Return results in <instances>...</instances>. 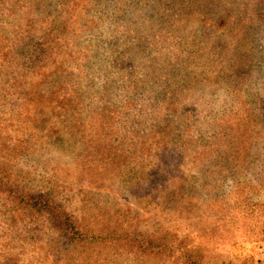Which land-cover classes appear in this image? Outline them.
<instances>
[{
  "label": "rangeland",
  "instance_id": "374dc122",
  "mask_svg": "<svg viewBox=\"0 0 264 264\" xmlns=\"http://www.w3.org/2000/svg\"><path fill=\"white\" fill-rule=\"evenodd\" d=\"M84 2L32 0L31 5L24 7V0H0V165L3 164V172L5 166L7 177H12L18 186L45 192V198L55 203L60 204L64 195L65 202L74 206L72 211L78 204L83 206L87 199L114 203L110 207L116 208L121 218L111 222L117 229L108 233L120 229L127 236V242H131L87 250L84 258L90 257L93 264L135 263L138 254L134 252L133 242L141 238L145 242H159L169 250L173 246L184 248L185 253L196 257L198 264H264V62L261 61L264 26L241 33L235 39L230 27L221 23L224 14L237 10H262L261 14L258 12L260 19H244L241 26L264 22V0L253 6L250 0H89L86 8ZM168 10L177 11H172L167 19L164 38L179 39L182 43L178 47L182 50L176 51L173 59L169 58L171 54L167 59L152 57L156 61L153 67L173 76L172 81L176 82L184 72L179 64L187 60L185 71L191 86L187 91L183 88L168 91L162 98L170 96V104L187 117L195 115L203 120L209 115L216 128L221 127L222 119L230 122L236 117L238 124L230 126L234 134L239 117L248 110L243 124L247 123L254 133L253 141L246 139L238 145L248 160L232 169H206L207 157L195 159L193 152L186 154L184 177L192 190L191 197L170 207L160 205L177 214L174 225L158 214V206L154 208L157 211H152L147 201L142 202L141 190L146 194L149 190L134 181L140 171L138 149L134 148L138 146L128 151L125 147L137 131L130 126L137 123L129 119L134 115L127 109L126 97L131 101L138 98L125 85L129 78L141 76L144 96L150 100L147 110L158 99L151 95L161 93L157 86L159 77L156 72L143 69L140 60L153 43L151 11ZM84 18L86 23L77 29V22ZM23 25L30 29L25 32L28 40L23 47L18 44L16 50V32ZM32 30L36 37L31 41ZM31 43H35L34 48ZM20 55L31 66L26 67L28 76L38 70L29 83L42 88L46 78V86L52 89L45 105H38L41 94L35 93L32 97L22 89L15 92L7 89L10 60L20 61ZM238 58L244 59V69L240 72ZM203 65L215 66V69L200 70ZM57 76L61 77L59 83ZM243 76L244 80H240ZM63 90L67 95L54 98L56 92ZM144 96L138 100L148 103ZM16 98L22 100L15 101ZM113 119L120 127L118 134L111 128ZM127 122L131 130H125V135ZM242 134H236L237 142ZM100 136L98 143L102 144L97 147ZM137 138L136 135L134 140ZM215 150L210 147L208 152ZM125 161L127 168L122 167ZM89 213L94 214L92 227L97 229L95 215L99 211L92 208ZM216 216L219 220L215 222ZM27 217L28 214H23L24 219ZM4 218L8 217L0 222ZM234 220L236 227L231 229L229 225ZM6 222L9 220L4 221L2 239ZM216 228H222V232ZM231 232L233 237L229 235ZM152 257L155 256L150 254L146 260H154ZM25 258L26 264L32 263L31 254ZM156 260L162 259L157 256ZM170 261L182 264L179 254H172Z\"/></svg>",
  "mask_w": 264,
  "mask_h": 264
},
{
  "label": "trees",
  "instance_id": "16d2710c",
  "mask_svg": "<svg viewBox=\"0 0 264 264\" xmlns=\"http://www.w3.org/2000/svg\"><path fill=\"white\" fill-rule=\"evenodd\" d=\"M88 1L89 0H85L83 3L85 8ZM256 2L260 3V0H250V5L253 6ZM31 4L32 0H24V7H28ZM46 8H50V5H47ZM90 9H93V6H91ZM172 11L176 13L177 10L151 11L152 18L150 20H152L153 43L150 45V50L147 54L140 60L143 69L156 72L157 77H159L157 86L161 93L151 95L158 99L151 102V107L147 110L150 100L144 96V84L140 81V79H142L141 76L140 79L134 78V76L129 78L125 85V89L131 90L135 97L139 98L144 96L148 100V103H144L139 101L138 98L131 101L128 95L126 97L127 109L131 110L134 115L129 119H134L137 123L136 125H130L131 127H136L137 131L132 135L130 142L125 146L127 151L133 149V146H138L134 148L138 149V165L140 171L138 179L134 181L142 185V188L149 190L146 194L140 189L142 191L140 197L142 202L147 201L152 207V211H157L154 210V208L156 209V206H158V214L168 218L167 222L170 225H174V223L178 221V216L173 213L171 208L165 205L170 207V205H175L192 195V190L188 187V182L184 177L186 154L188 152H193L195 159L198 157H207L209 162L206 169H232L237 165H244L248 160L246 159L247 155H242L240 153L238 145H241V142L246 139L250 141L254 140L252 139L254 136L252 128H250L247 123L243 124V120L248 115V110H246L241 117H239L241 112L238 111L240 123L234 134L231 133L230 126L236 127L238 124L236 117L231 119L232 121L230 122H227L228 119H222L221 127L216 128L213 126L215 123H212V117L209 119V115L208 117H204L203 120L201 118H195V115L187 117L181 109L175 108L170 104V96L164 99L162 98L168 91H177L178 88H183L187 91L191 86V81L188 80L185 71L187 60L179 64V67H182L184 72L180 74L176 82L172 81L173 76H169L166 72H159L157 67H153L156 61L151 60L152 57L167 59L170 54L171 57L169 58L173 59L172 56L176 51L182 50L178 47V45L182 43L179 39L170 38L167 40L164 38V29L169 23L167 19L173 14ZM244 12L247 13L241 15ZM258 12L261 14L262 10H237L230 15L224 14L221 23L224 26H229L232 36L238 39L241 33H249L264 26L263 21L256 26L249 24L247 25L248 27L245 25H242V27L240 24L244 19H260ZM85 21L86 18L78 21L77 29L82 28L86 23ZM18 29L20 30L16 32V50L18 49V44H21V47H23L27 42L28 39L25 32L30 30L29 28H25V25L18 27ZM43 35H46V33H43ZM35 37L36 34L32 30L29 33V38L32 41ZM19 40L20 42H18ZM34 47L35 43H31V48ZM59 48H61V46ZM263 57L264 51H262L261 56L262 62H264ZM237 60H239V72L243 71L244 59L241 60L238 58ZM26 67L31 66L22 59L21 55L20 61L17 59L10 60V74H6L10 87L7 89H13L14 92L15 90L22 89L25 91L26 95L30 94L32 97L36 95L35 93L41 94L38 96V105H45L46 99L52 96V89L46 86V78H44V85L42 88H38L37 84L29 83L28 80L31 79L32 76L38 74V70H36L33 75L28 76V69ZM199 68L200 70H214L215 66L203 65ZM193 73L194 71L191 72V74ZM143 76H146V74ZM244 77L245 76L239 77V79L244 80ZM60 79L61 77H56L58 83ZM46 88L48 89L47 93L43 94ZM4 93L5 91L2 90V96ZM6 95L8 96L7 93ZM15 95L18 96L17 94ZM61 95L65 96L67 92H65V90L56 92L54 98H58ZM21 97L24 99L25 94H21ZM20 100L22 99H15V101ZM24 101L28 102L26 100ZM199 119L202 121L197 123ZM112 123V130L117 134L120 133L121 130L117 122H114L113 119ZM156 123L163 125V127L156 125ZM125 124H127V126L123 131L124 134L126 131L131 130L129 126L130 122ZM203 124L204 126H202ZM211 125L214 129L208 131ZM238 133L243 134L238 138L237 142L236 134ZM174 134H178L180 137L175 138L173 136ZM255 134L257 139V132H255ZM136 135L138 138L134 140ZM100 139L101 136L97 141V147H101L102 143H98ZM29 143H33L31 137ZM192 144H195V150H192ZM210 147L216 148L215 152L209 153L208 149ZM104 152L105 151L101 152V154ZM191 154L192 153H190V155ZM252 157L259 158L255 155ZM98 160L100 162L102 161L101 159ZM128 166L127 161L122 163V167L127 168ZM6 172L5 166L3 172V164H1L0 219L6 216L8 218H4L0 222V264H26L27 260L25 257L29 254L33 256L31 264H93L90 257L84 258L87 250L91 251L94 247L107 248L121 241L125 243L124 245L131 242H127V236L121 234L120 229L117 232L108 233L113 230V228L117 229V227L111 226V222L120 220L121 218V213L115 210L116 208L110 207V205L115 206L112 201L104 199L103 201H91L87 199L83 206L78 204L75 207L76 209L72 211L74 206L65 202L67 198H65L64 195L60 198V204L55 203L51 198H45V192H36L31 188H23L25 185L23 187L18 186L12 177H7ZM42 199L46 200L43 202ZM163 204H165L164 207L160 208V205ZM92 208L96 209V212L99 211V214L95 215L98 225L97 229L92 227V217L94 214L89 213L90 211L92 212ZM251 211L252 210H248V212ZM23 214H28V217L25 218L27 222L23 218ZM215 215H217V213ZM218 218L219 216H216L215 222L219 220ZM5 219H8L9 222H6V234L3 233L2 239V229ZM229 226L231 229L235 228L236 220L230 222ZM8 227L11 229L7 230ZM218 230L222 232V228ZM229 235L233 237L232 232ZM133 243L136 244L134 252H136L138 256H135V263L132 262L131 264H174L173 261H170L172 254H179L182 264H198L195 259L196 257H192L190 254L185 253L184 248L182 250L173 246L168 247L171 248V250H169L161 247L159 242H145L142 238L141 241L135 240ZM154 243L158 246L154 245ZM173 245H175V243H173ZM36 254L38 256H36ZM150 254L155 256L152 257L154 260H146V257ZM157 256L162 259L160 262L156 260ZM24 258L25 260H23Z\"/></svg>",
  "mask_w": 264,
  "mask_h": 264
}]
</instances>
